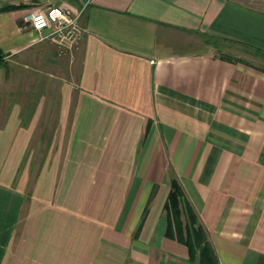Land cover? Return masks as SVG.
I'll return each instance as SVG.
<instances>
[{
  "label": "crops",
  "instance_id": "1",
  "mask_svg": "<svg viewBox=\"0 0 264 264\" xmlns=\"http://www.w3.org/2000/svg\"><path fill=\"white\" fill-rule=\"evenodd\" d=\"M60 4L72 52L25 18ZM175 179L219 264H264V0H0V264H201Z\"/></svg>",
  "mask_w": 264,
  "mask_h": 264
},
{
  "label": "trees",
  "instance_id": "2",
  "mask_svg": "<svg viewBox=\"0 0 264 264\" xmlns=\"http://www.w3.org/2000/svg\"><path fill=\"white\" fill-rule=\"evenodd\" d=\"M165 210L166 233L186 244L192 259L198 258L201 264H219L205 227L200 223L196 211L176 179L173 180Z\"/></svg>",
  "mask_w": 264,
  "mask_h": 264
},
{
  "label": "built area",
  "instance_id": "3",
  "mask_svg": "<svg viewBox=\"0 0 264 264\" xmlns=\"http://www.w3.org/2000/svg\"><path fill=\"white\" fill-rule=\"evenodd\" d=\"M83 12V9L60 4L31 11L25 18L38 31L51 27V32L41 39L48 38L53 41L60 52H72L81 47L84 38V28L80 23Z\"/></svg>",
  "mask_w": 264,
  "mask_h": 264
},
{
  "label": "rangeland",
  "instance_id": "4",
  "mask_svg": "<svg viewBox=\"0 0 264 264\" xmlns=\"http://www.w3.org/2000/svg\"><path fill=\"white\" fill-rule=\"evenodd\" d=\"M219 43V42H218Z\"/></svg>",
  "mask_w": 264,
  "mask_h": 264
}]
</instances>
